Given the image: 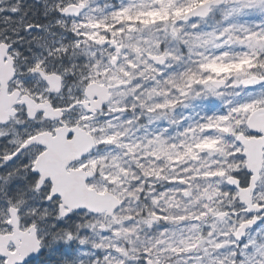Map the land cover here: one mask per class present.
Returning <instances> with one entry per match:
<instances>
[{"label":"snow or ice","instance_id":"obj_1","mask_svg":"<svg viewBox=\"0 0 264 264\" xmlns=\"http://www.w3.org/2000/svg\"><path fill=\"white\" fill-rule=\"evenodd\" d=\"M40 2L0 7V264H264V0Z\"/></svg>","mask_w":264,"mask_h":264},{"label":"trees","instance_id":"obj_2","mask_svg":"<svg viewBox=\"0 0 264 264\" xmlns=\"http://www.w3.org/2000/svg\"><path fill=\"white\" fill-rule=\"evenodd\" d=\"M27 1H29L30 3H27ZM37 1L38 0H25L24 8H28L29 5H32V8H33V11H32L33 14H29V21L32 19H38V16L35 15V9L42 8V7L37 6V3H38ZM6 3L9 5H7ZM6 3L4 4V7L14 6L11 4V0H6ZM6 14H8V13H6ZM8 19L11 20L12 18L8 15ZM17 19L19 21V18H17Z\"/></svg>","mask_w":264,"mask_h":264},{"label":"flooded vegetation","instance_id":"obj_3","mask_svg":"<svg viewBox=\"0 0 264 264\" xmlns=\"http://www.w3.org/2000/svg\"><path fill=\"white\" fill-rule=\"evenodd\" d=\"M33 35H35V34H33ZM13 38H14V36H13ZM27 39H29V37H26ZM27 41L28 40H23V43H24V47H28L29 45H28V43H27Z\"/></svg>","mask_w":264,"mask_h":264}]
</instances>
